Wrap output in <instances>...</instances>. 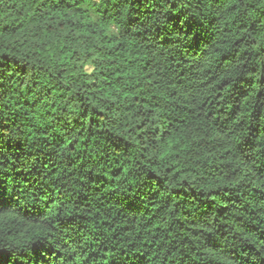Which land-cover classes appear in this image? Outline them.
Masks as SVG:
<instances>
[{
  "label": "trees",
  "instance_id": "trees-1",
  "mask_svg": "<svg viewBox=\"0 0 264 264\" xmlns=\"http://www.w3.org/2000/svg\"><path fill=\"white\" fill-rule=\"evenodd\" d=\"M0 264H264V0H0Z\"/></svg>",
  "mask_w": 264,
  "mask_h": 264
}]
</instances>
